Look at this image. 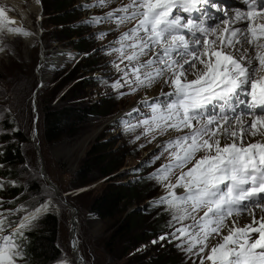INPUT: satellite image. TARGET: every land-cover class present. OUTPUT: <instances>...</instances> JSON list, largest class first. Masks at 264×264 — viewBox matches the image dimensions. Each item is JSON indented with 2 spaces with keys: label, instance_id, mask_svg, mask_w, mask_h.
<instances>
[{
  "label": "snow or ice",
  "instance_id": "snow-or-ice-1",
  "mask_svg": "<svg viewBox=\"0 0 264 264\" xmlns=\"http://www.w3.org/2000/svg\"><path fill=\"white\" fill-rule=\"evenodd\" d=\"M242 3L243 10L224 0H131L94 19L117 26L135 22L114 42L117 47L99 49L118 53L119 63H112L122 75L111 84L114 90L136 92L157 82L170 89L144 97L150 115L123 124L130 131L143 128L141 135L153 140L169 136L154 155L167 152L170 162L153 179L167 190L155 202L172 211L168 226L174 230L151 243L178 241L175 246L199 264H264V0ZM4 19L0 7V23ZM209 20L215 23L209 26ZM174 169L181 171L173 184ZM242 214L251 222L241 225ZM9 215L0 213V264H22L17 240L37 217L30 213L13 228Z\"/></svg>",
  "mask_w": 264,
  "mask_h": 264
},
{
  "label": "rangeland",
  "instance_id": "rangeland-1",
  "mask_svg": "<svg viewBox=\"0 0 264 264\" xmlns=\"http://www.w3.org/2000/svg\"><path fill=\"white\" fill-rule=\"evenodd\" d=\"M2 1L4 2L2 3V7L19 16L25 26L24 30L11 24L0 23V119L5 114L12 112L11 114H13L16 121L15 129L21 134L19 136L21 139L15 133L9 135H12L14 142L19 143L22 141L20 146L25 162L19 166L17 178L26 188L22 194V199H25V207L28 205L26 202H32L39 198H44L43 201L45 202V200L49 199L50 205L53 206L54 213L52 214L59 219V236L56 243V246L62 251V259L59 261V264H64L62 262L64 258H68L67 264H77L74 248H72L73 245L71 243L72 213L71 208L66 202L71 203L78 210V218L76 219H78L81 227L76 237L78 240L77 246L82 251L85 259L90 264H113L104 246V241L106 237L110 236L112 230H109L108 226L114 221L100 218V216L92 212V206L96 197L101 194L108 184L113 183V185L121 184L127 186L132 183L146 181L144 179L146 176L145 172L148 173L146 170V162L153 160L147 151L142 148V145H140L143 140H137L134 136L123 135L120 132L117 121H115V117L119 116L118 113L126 110L135 102V99H119L117 92H114L112 87L100 85L99 82H96L92 78L97 75H112L117 72L112 61L108 60L109 55L106 51H99L107 42L96 35L97 29L107 27L114 29L116 28V23L103 22L101 20L99 25H95L94 19L102 18L111 9L129 4L130 1L110 0L108 6H99L101 8L100 12L97 11L98 9H93L94 15L91 19V24L85 26L77 25L79 21L83 22L87 16H85V12H83L79 5L81 2L90 4L96 0H67V4L72 5L71 11L74 15L78 14L80 20L74 22V20L70 21L67 19V23H64V25H68L71 22V26L81 36L80 38L74 37L70 41H63V43L59 44L57 41L59 34L56 32V29L62 26L56 25L55 18L50 17L48 13L56 12L57 10L52 8L54 6L51 4L53 0H21L19 1L20 8L13 4L11 0ZM134 23H130L121 28L122 33L132 28ZM10 26L13 27L10 28ZM12 28L22 30L16 31L17 33L10 34L9 36L8 30ZM118 32L120 31L116 30L114 33ZM19 33H23V35H16ZM80 40H83L88 45L86 52L90 51L91 56L97 61V69L89 73V79H93V82H90L83 89L87 95L86 100L97 102L100 105L102 99L108 97V99H111L112 108L107 112L108 115H92L85 122L78 125V130L75 135H68L58 142L50 143L46 140L44 134L43 110L50 105L58 107L61 104L59 98L66 93L70 95L67 90L71 85L62 92L60 97L55 98L57 93L54 92L53 88L60 80L55 79L56 73L58 72L56 71L46 79L44 86L39 87L41 90L38 89L41 81L39 72L43 71L41 70V68L43 69L41 65L45 62H42L44 58L42 53L46 51L48 56L51 55L53 46L70 48L73 53L69 57V63L71 64L72 61L77 59L79 61L80 58H84L75 46ZM113 53L119 62L118 53ZM115 56L112 57L115 58ZM111 69H114V73L110 72ZM47 70L49 73L53 71L50 68H47ZM14 79L21 80L20 84L23 85L16 93H14ZM162 85V82H157L154 86L155 89H158L157 86ZM154 86L151 88L154 89ZM140 89L142 91L141 98L157 97L149 95L151 93L148 92L149 88ZM162 90L167 92L170 89L163 85ZM160 99L163 100L164 97H160ZM71 100L75 102L73 99ZM11 102L13 103V107L10 104ZM0 132L5 134L7 130L5 127L0 126ZM174 135H180V133H175ZM17 139L19 141H16ZM97 144H104L107 147V151L110 152V155L117 157L118 161L122 163V167L110 176L104 177L94 172V174L89 176L87 181H80L78 176L80 168L90 150ZM156 147V143H153L148 150H154ZM200 155L202 153H197L196 158L199 159ZM141 169L143 170L141 171ZM179 173L176 171L172 174V180L174 181H171V183L176 182V177ZM46 174L58 186L60 195L51 187V183L46 178ZM133 178L135 179L131 180ZM0 180L3 182L6 181L2 177H0ZM147 182L151 184L152 191L155 192L152 195L153 198L167 191L163 185L155 180ZM36 189L40 190L38 195L34 193ZM152 197L141 202L138 200L131 202L128 206L127 213L136 210L144 215H150L154 212H157L156 215L158 216L165 212L172 214V211L166 205V208L155 206L152 203ZM144 204L145 209H141L142 211L137 209ZM150 204L152 205L151 207H149ZM25 207L23 206V208ZM18 208L12 210L11 213L16 212ZM23 208L21 209L20 207V211ZM245 216L249 218L247 215ZM245 223L248 222L241 219L240 224L243 225ZM40 228H42V224L39 217L38 219L32 220L30 226L25 229L36 231ZM151 241L146 240L144 243L141 241L140 251L154 256V254L157 255L160 253V249L157 248L165 246V250H169L173 247V242L163 241L153 244ZM177 254L178 256L181 254V264H193V260H195L196 264H199L198 257L188 258L181 249H178ZM124 262L125 260L122 263L124 264Z\"/></svg>",
  "mask_w": 264,
  "mask_h": 264
},
{
  "label": "trees",
  "instance_id": "trees-1",
  "mask_svg": "<svg viewBox=\"0 0 264 264\" xmlns=\"http://www.w3.org/2000/svg\"><path fill=\"white\" fill-rule=\"evenodd\" d=\"M51 4L54 5L52 8L57 10L48 13L50 17L55 18L56 25L62 26L56 29L59 34V37H57L58 44L63 43V41H70L74 37L80 38L81 35L74 30L71 22L64 25V23H67V19L74 20V22L79 20V15H74L71 11L72 5H68L67 0H53ZM83 40L78 41L75 45L80 53H86L88 49V45ZM96 64L97 61L89 53L87 57L84 56L79 61L72 62L56 73L55 79L60 80L53 88L54 92L57 93L55 98L60 97L69 85L71 87L67 90L70 95L66 93L59 98L61 104L58 107L50 105L43 110L44 134L46 140L50 143L58 142L68 135H75L78 125L85 122L89 117L92 115H108L107 112L111 110V99L106 97L102 99L99 105L97 102L86 100L87 95L83 91L90 82H93L92 78L90 80L87 77L89 73L97 69ZM20 81L14 79V93L23 86ZM71 99L75 102H72ZM10 104L13 107V103ZM11 113L5 114L0 119V126L5 127L7 130L5 134L0 132V177L6 179L3 182V188H0V200L3 201L0 204V213L6 215L9 212L11 213L12 210L20 208L21 205L25 207V199H22V194L26 189L24 184L17 178V170L19 166L24 164L25 160L20 146L22 141L19 143L14 142L12 135H9L15 133L21 139L19 131H11L16 127L15 117ZM19 139L16 141H19ZM121 167L122 163L118 161L117 157L110 155L104 144H97L85 158L78 176L80 181H87L94 172L106 177L112 175ZM146 170L149 172L147 165ZM145 174L144 179L146 181L132 183L127 186L108 184L101 194L96 197L92 212L103 220L114 221L108 226V229L112 232L110 236L105 238L104 246L113 264H123L124 260V264H181V254L178 256V248L175 246L178 241H173V247L169 250H165V246L157 248L160 249V253L154 254V256L141 252L139 249L141 241L143 243L146 240L153 241L161 234L171 231L168 226L171 215L167 212L159 216L156 215L157 212L144 215L136 210L127 213L131 202L150 199L155 193L152 191L151 184L147 182L151 181L147 176L148 173L145 172ZM13 181L15 182L14 186ZM34 193L38 195L40 190L36 189ZM43 200L44 198H39L32 202H26L28 205L23 210L9 215L8 220L13 222L14 225L25 212L35 208ZM40 221L42 228L36 231H23V237L17 240L24 253L22 264H56L62 259V251L56 246L59 236V219L54 214L48 213L40 216Z\"/></svg>",
  "mask_w": 264,
  "mask_h": 264
},
{
  "label": "bare ground",
  "instance_id": "bare-ground-1",
  "mask_svg": "<svg viewBox=\"0 0 264 264\" xmlns=\"http://www.w3.org/2000/svg\"><path fill=\"white\" fill-rule=\"evenodd\" d=\"M19 1H21V0H11V2L13 3V4H15L16 6H18L19 8H20V2ZM225 4H226V2H224ZM229 8H231L229 5H227ZM17 7V8H18ZM195 16V15H194ZM5 20V19H4ZM212 22L213 21H211V20H209V21H207V25H212ZM1 25V24H0ZM11 28V27H10ZM13 29L14 28H12V29H10L9 30V36H10V34H13V33H17L16 31H13ZM20 30H22V29H20ZM41 32H42V29H41ZM19 34H21V33H19ZM43 48V47H42ZM44 49V48H43ZM43 54V56H44V58H43V60H42V62L43 61H45L46 62V64L44 65V63L41 65V67H43V69L41 68V70H43V71H41V72H39V76L40 77H43V78H48V76L50 77V76H52V74L53 73H55V71H51V73H49V71L47 70V68L48 67H46V66H48V65H53L54 63H50L51 62V57L50 56H48V54H47V52L45 51L44 53H42ZM47 72V74H46V72ZM190 78H192V77H190ZM158 87V89H155V86H154V89H152V88H149L148 89V92H151L149 95H156L157 93H158V91H161L162 89H163V85L162 86H157ZM51 185V184H50ZM51 187H53V189L56 191V193L58 194V195H60V192L58 191L59 190V188H58V186L56 185V187H54L53 185H51ZM175 191H176V193L177 194H179L180 192H181V188H176L175 189ZM46 201H48V202H50L49 201V199H47V200H45V202ZM44 201L42 202V204H44L45 203ZM37 208V206L35 207V208H33V209H36ZM40 210H43V211H53V206H51L50 205V203L48 204V206L47 207H45V208H40ZM258 215H259V213H258ZM248 216V215H247ZM244 220V221H247L248 223H250L251 222V218H247L245 215H241L240 217H239V221L240 220ZM75 221H76V225H78L79 226V222H78V219H75ZM240 223V222H239ZM72 226V225H71ZM78 233H79V230H78ZM77 233V234H78ZM71 243H72V245L74 246H72V248H74V255H75V259H76V263L77 264H86V263H84V262H82V261H80L79 259H80V256L82 255V251H80L79 250V248H78V246H77V244H78V240H77V238L76 239H73V240H71ZM83 256V255H82ZM67 259L68 258H64L63 260H62V262H67Z\"/></svg>",
  "mask_w": 264,
  "mask_h": 264
},
{
  "label": "water",
  "instance_id": "water-1",
  "mask_svg": "<svg viewBox=\"0 0 264 264\" xmlns=\"http://www.w3.org/2000/svg\"><path fill=\"white\" fill-rule=\"evenodd\" d=\"M72 54L73 53H72V51H71L70 48L53 46L52 54L49 55V56L52 59L50 63H54V64L52 66L49 65L48 67L50 69H52V70H59V69H61L64 65H66L67 63L70 62V58L69 57ZM46 79L47 78L41 77V81H40V83L38 85V89H40L39 87L44 86V83L46 82ZM36 118H37V115H36ZM46 178L51 183V185H53L54 187H56V185L49 179V177L47 176V174H46ZM66 203L71 208V213H72L71 240H73V239H76L78 230L81 227L80 225L77 226L76 225V221H75V219L78 218V210L71 203H69V202H66ZM47 213H54V212L53 211H43V210H39V212H37L36 214L37 215H39V214L40 215H43V214H47ZM79 260L82 261V262H84V263H86V264H90L85 259V257L82 256V255L80 256V259Z\"/></svg>",
  "mask_w": 264,
  "mask_h": 264
}]
</instances>
